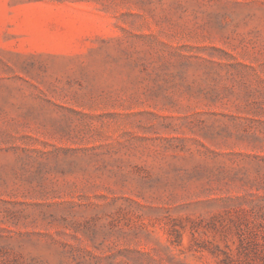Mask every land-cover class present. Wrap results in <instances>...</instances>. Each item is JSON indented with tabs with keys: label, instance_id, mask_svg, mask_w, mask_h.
Here are the masks:
<instances>
[{
	"label": "rangeland",
	"instance_id": "obj_1",
	"mask_svg": "<svg viewBox=\"0 0 264 264\" xmlns=\"http://www.w3.org/2000/svg\"><path fill=\"white\" fill-rule=\"evenodd\" d=\"M0 264H264V0H0Z\"/></svg>",
	"mask_w": 264,
	"mask_h": 264
}]
</instances>
